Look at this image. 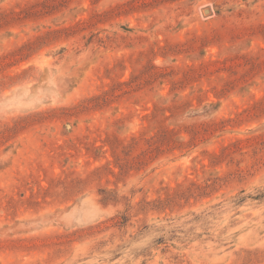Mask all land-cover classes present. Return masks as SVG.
Here are the masks:
<instances>
[{
	"label": "rangeland",
	"instance_id": "1",
	"mask_svg": "<svg viewBox=\"0 0 264 264\" xmlns=\"http://www.w3.org/2000/svg\"><path fill=\"white\" fill-rule=\"evenodd\" d=\"M0 264H264V0H0Z\"/></svg>",
	"mask_w": 264,
	"mask_h": 264
}]
</instances>
